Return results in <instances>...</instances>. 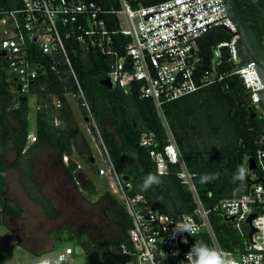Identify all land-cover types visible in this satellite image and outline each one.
Listing matches in <instances>:
<instances>
[{
  "label": "built area",
  "instance_id": "built-area-1",
  "mask_svg": "<svg viewBox=\"0 0 264 264\" xmlns=\"http://www.w3.org/2000/svg\"><path fill=\"white\" fill-rule=\"evenodd\" d=\"M17 1L20 6L0 11V51L4 53L2 58L7 64V81L14 82L16 92L23 95L33 89H45V85L39 82L40 78L48 71L58 74L63 64L77 86L75 96L91 118L68 49L74 52L79 46L81 51H99L113 56L105 78L109 79L112 88L116 87L124 94L136 88L142 98L150 99L165 132L166 144L162 149L156 134L151 132L140 133L139 145L148 150L158 175H166L171 166L177 167L176 176L192 195L193 212L176 217L159 213L146 203L142 195H130V184L115 172L97 132L107 173L112 180L108 191L123 205L130 219L127 231L130 246L120 243L119 252L136 257L138 264H174L167 263L169 260H175V264H195L194 257L188 254L190 243L194 237L204 234L222 264H264V149L257 151L255 160L260 174L254 176V181L261 178V182L253 183L247 193L225 199L213 209H206L196 194L193 174L182 161L162 111L164 103L221 81L224 74L218 71V66L225 49L227 61L234 65L232 73L238 74L251 91L256 116L262 121L260 143L264 145V109L257 95L261 84L253 63L241 66L239 35L228 17L224 0H165L150 5L144 4L149 0H118L119 8L109 11L94 2L81 0ZM218 29L230 32L231 38L213 46L211 67L199 70L203 59L198 40ZM116 36L121 39L116 40ZM32 44L49 61L42 63L29 59V46ZM117 48H122L123 54L120 55ZM249 72H254L255 82L249 80ZM50 97L55 110L60 109L62 101L56 96ZM37 99L36 93L28 99L36 111L41 106ZM44 101L47 102L46 98ZM54 124L57 125L56 119ZM27 138L35 142L32 134L29 133ZM62 160L65 165L69 163L67 155H63ZM76 168L80 171L81 166L76 163ZM97 174L105 175L106 171L98 168ZM216 210L224 219L233 217L231 222L241 237H244L242 225L246 226L243 247L229 251L218 243L210 221L211 212ZM251 214H256L251 220L255 231L248 238L250 227L245 220ZM185 226V232L175 229ZM72 253L68 247L53 262H65Z\"/></svg>",
  "mask_w": 264,
  "mask_h": 264
},
{
  "label": "trees",
  "instance_id": "trees-1",
  "mask_svg": "<svg viewBox=\"0 0 264 264\" xmlns=\"http://www.w3.org/2000/svg\"><path fill=\"white\" fill-rule=\"evenodd\" d=\"M81 1L94 2L105 11L119 8L118 0ZM163 1L165 0H149L144 4ZM17 6H20L17 0H0V11ZM230 38V32L218 29L198 40V49L203 59L199 70L211 67L214 61L211 48L220 42L229 41ZM117 39L121 38L116 36ZM78 47L74 52L69 48L68 53L91 118L80 99L77 101L78 108L89 123L88 128L98 143L99 134L117 175L130 184L129 194L142 195L146 203L159 213L172 217L191 214L195 204L188 187L176 176L178 168L171 166L166 175H158L148 150L139 145L138 139L142 132L155 133L160 142V149L166 144L165 132L153 102L148 98H142L136 88L124 94L116 87L109 89L101 85L100 81L107 76L114 57L103 55L99 51H81ZM117 50L120 55L123 54L122 48ZM29 54V59L33 61L42 63L49 61L33 44L29 46ZM6 66L4 59L0 58V221L9 227V224L16 222L22 215L20 207L4 197L6 190L4 171L9 168L18 170L19 183L29 200L39 205L48 217L55 219L59 216L42 194L34 176L33 154L42 144L56 150L60 159L63 155L68 156L69 163L61 165L76 191L80 187L87 189L86 181L91 186L92 182L77 170L76 163L71 158V146L75 145V136L69 126L71 111L65 95L76 94L77 86L67 67L61 64L58 74L48 71L41 77L39 82L45 85V89H33L28 94L19 95L10 89L14 82L7 81ZM233 69L234 65L227 61L224 49L222 62L218 66V71L224 74L221 81L162 105L163 114L179 154L187 170L193 174L196 194L206 209H213L225 199L247 193L254 183V176L260 174V171L247 170L243 181L236 175L237 167L240 165L246 167L247 159L250 157L256 160L257 151L264 149V145L260 143L262 121L256 116L251 123L248 122L249 109L256 111L251 102V91L238 74L232 73ZM33 93L37 94V103L41 106L35 112V142L27 145V135L30 131L28 99ZM50 95L62 101V107L58 110L62 114L61 117L66 120L68 125L66 129L54 124L57 110L55 111L51 103ZM45 98L47 102L44 101ZM8 115L16 121V126L10 123ZM10 143L14 145L15 155L8 162L4 158V153ZM85 146L88 154H91L87 142ZM81 155L79 153V156ZM149 172L159 176L161 182L148 189H142L143 178ZM205 175L209 177L207 180L203 179ZM76 180H79L78 185ZM98 203L103 205L104 218L116 227L113 234L103 238L93 234L91 230L69 229L64 231L65 239L76 240L85 255H106L115 252L118 256L125 257L126 255L119 252V244L125 243L130 246L127 235L130 219L123 205L110 191L105 190L99 196ZM210 221L221 247L229 251L243 247L247 232L245 225H242L244 237H241L233 223L225 220L219 210L211 212ZM58 238L65 240L60 236ZM199 241L209 246L205 235L200 234L192 239L190 249ZM28 252L36 256L40 254L33 250ZM167 263L177 262L169 260ZM0 264H7L2 254Z\"/></svg>",
  "mask_w": 264,
  "mask_h": 264
},
{
  "label": "rangeland",
  "instance_id": "rangeland-1",
  "mask_svg": "<svg viewBox=\"0 0 264 264\" xmlns=\"http://www.w3.org/2000/svg\"><path fill=\"white\" fill-rule=\"evenodd\" d=\"M254 78L252 82H255ZM65 97L71 111L70 130L73 129L75 136V145L71 146V158L81 166L80 173L86 175L92 186L85 179L87 189L80 187L76 191L64 173L61 165L63 160L59 158L57 151L46 144L39 146L33 154L34 176L42 194L59 213L58 218L52 219L39 205L28 199L19 183L18 170L16 168L5 170L4 197L15 202L22 210V215L16 222L9 224V227L4 226L0 221V254L4 255L7 264H38L39 261L56 264L53 260L69 247L73 253L67 256L65 262H57V264H138L136 257L118 256L115 252L93 256L77 253V241L65 239L64 231L69 229L91 230L93 234L103 238L113 234L116 229L104 218L103 205L98 203L99 196L112 186L105 157L101 153L97 139L88 128L89 123L78 108L77 97L72 93L66 94ZM61 116L62 114L57 110L55 112L57 125L66 129L68 125ZM8 119L16 126V121L11 115H8ZM28 119L29 133L35 136L33 106H30ZM30 141L27 138V145L33 143ZM86 142L91 154L86 151ZM79 153L82 155L79 156ZM14 155V145L10 143L4 158L10 162ZM98 168H103L106 174L98 175ZM58 236L65 240H60ZM29 250L40 254L38 256L30 254Z\"/></svg>",
  "mask_w": 264,
  "mask_h": 264
},
{
  "label": "water",
  "instance_id": "water-1",
  "mask_svg": "<svg viewBox=\"0 0 264 264\" xmlns=\"http://www.w3.org/2000/svg\"><path fill=\"white\" fill-rule=\"evenodd\" d=\"M224 4L227 7L228 17L235 26L236 33L239 35L238 48L239 53L242 58L241 66L253 63L254 70L256 72L257 78L261 84V87L257 90V95L260 100V104L264 109V51L260 48V45L248 25L242 20L239 14H236V11L233 5L230 4L229 0H224ZM4 53H2L3 55ZM101 85L111 89L112 85L108 78H104L100 81ZM256 117L255 111L249 109L248 122L251 123ZM247 170L257 171L258 167L256 161L253 157L247 159ZM261 182V178L254 181V184ZM256 217V214H251L245 220V223L250 227L248 231V238H251L254 233V229L251 226V220ZM225 220L232 221L233 217H226ZM77 253H81L79 247L76 248Z\"/></svg>",
  "mask_w": 264,
  "mask_h": 264
},
{
  "label": "clouds",
  "instance_id": "clouds-1",
  "mask_svg": "<svg viewBox=\"0 0 264 264\" xmlns=\"http://www.w3.org/2000/svg\"><path fill=\"white\" fill-rule=\"evenodd\" d=\"M247 174V169L245 166L240 165L237 167L236 175L238 178L243 181ZM209 177L205 175L203 177L204 180H207ZM161 182L160 177L155 175L154 173L149 172L142 181L141 188L148 189L154 184H159ZM178 232H185V228H176ZM195 259V264H222L220 257L218 256L216 250L214 248L209 247L205 242L199 241L194 244V246L190 249L189 253ZM38 264H48L47 261H39Z\"/></svg>",
  "mask_w": 264,
  "mask_h": 264
},
{
  "label": "flooded vegetation",
  "instance_id": "flooded-vegetation-1",
  "mask_svg": "<svg viewBox=\"0 0 264 264\" xmlns=\"http://www.w3.org/2000/svg\"><path fill=\"white\" fill-rule=\"evenodd\" d=\"M236 14L254 33L260 48L264 51V0H229ZM2 52L0 51V58Z\"/></svg>",
  "mask_w": 264,
  "mask_h": 264
},
{
  "label": "crops",
  "instance_id": "crops-1",
  "mask_svg": "<svg viewBox=\"0 0 264 264\" xmlns=\"http://www.w3.org/2000/svg\"><path fill=\"white\" fill-rule=\"evenodd\" d=\"M1 58H2V55H1ZM10 89L12 90V91H14V92H16V90H15V88L13 87V85L10 87ZM17 93V92H16ZM30 104H31V102H30ZM30 106H33L34 107V117H35V112H36V110H35V106H34V104L32 103L31 105H29V107ZM56 119V118H55ZM66 249V248H65Z\"/></svg>",
  "mask_w": 264,
  "mask_h": 264
},
{
  "label": "bare ground",
  "instance_id": "bare-ground-1",
  "mask_svg": "<svg viewBox=\"0 0 264 264\" xmlns=\"http://www.w3.org/2000/svg\"><path fill=\"white\" fill-rule=\"evenodd\" d=\"M250 71H251V70H250ZM248 77H249V80L252 82V81H253V78L255 77L254 72H249ZM254 79H255V81H256V78H254Z\"/></svg>",
  "mask_w": 264,
  "mask_h": 264
}]
</instances>
